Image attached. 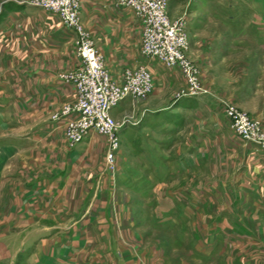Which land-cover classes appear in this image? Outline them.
I'll use <instances>...</instances> for the list:
<instances>
[{"label":"rangeland","instance_id":"rangeland-1","mask_svg":"<svg viewBox=\"0 0 264 264\" xmlns=\"http://www.w3.org/2000/svg\"><path fill=\"white\" fill-rule=\"evenodd\" d=\"M164 1L205 93L186 94L176 66L139 53L135 67L147 68L152 87L111 108L108 164L107 139L94 130L98 149L90 161L79 156L85 139L70 144L62 132L71 101L56 106L48 93L73 86L64 77L81 63L73 31L51 9L0 0V264H264V204L251 172L253 151L264 149L223 114L229 102L264 119V0ZM50 151L64 152L65 164L31 157ZM50 180L63 184L62 198Z\"/></svg>","mask_w":264,"mask_h":264},{"label":"built area","instance_id":"built-area-1","mask_svg":"<svg viewBox=\"0 0 264 264\" xmlns=\"http://www.w3.org/2000/svg\"><path fill=\"white\" fill-rule=\"evenodd\" d=\"M131 9L141 23L140 53L154 57L164 66H176L186 85V94L205 93L198 84L196 68L186 55V39L177 21L166 13L164 0H115ZM32 5L48 8L57 13L60 21L73 31V43L80 65L64 77L72 82L76 97L62 106V132L70 144L81 142L94 130L107 139L105 160L112 161L111 151L116 147V124L110 110L127 98H141L152 87L151 74L139 65L124 69L121 81L113 80L104 65L102 54L85 29L78 13V0H28ZM223 114L232 130L242 139L264 149V123L229 102L223 104Z\"/></svg>","mask_w":264,"mask_h":264},{"label":"crops","instance_id":"crops-1","mask_svg":"<svg viewBox=\"0 0 264 264\" xmlns=\"http://www.w3.org/2000/svg\"><path fill=\"white\" fill-rule=\"evenodd\" d=\"M79 11L81 13L82 23L88 29L97 50L103 56L104 65L107 68L110 77L115 81H121L123 70L125 68L135 67L140 59L139 45L141 23L139 19L133 15L131 9L126 6H117L114 8L112 0H79ZM49 92H51L52 103L56 106L64 103L65 101L72 102L76 97V92L71 84L55 83L50 86L48 93ZM248 114L258 118L264 123L262 112ZM56 126L58 128L60 127L59 124H56ZM52 128H54L53 124H46L43 128V133H46L45 135H47L46 139H48L49 143L47 144L48 148L58 146L57 143L55 144V142L50 139V135H52ZM91 135L92 132L89 131L87 136L84 137V142H86V152H81L79 154L81 158H86L88 161L91 160L93 156L92 154L94 153L88 151L97 150L99 147L97 146V143L101 140V138L97 139ZM90 136L92 138L87 140ZM253 152H256L254 155L256 158V164L251 168V172L253 171L255 176L253 184L257 189L258 201L264 204V150L256 149ZM35 153L31 155V157L39 164L45 163V165L51 169L52 167H58L59 160L61 161L60 165L65 164L64 159L66 155L64 152H57L54 154H52V152L51 154H46L44 152ZM76 153L77 152L75 151H72L71 153V157L74 162L77 160L76 158H78V154ZM47 155L52 156V159H50L51 162L49 161V157H47L46 162L44 161V158ZM56 173H58V171ZM48 185L58 189V191L53 195L54 197L62 198L64 196L63 184L59 187L57 180H50ZM59 203L60 201H55V205L58 206ZM51 211L56 215L51 217L52 219L60 218L57 216L59 214L57 207Z\"/></svg>","mask_w":264,"mask_h":264}]
</instances>
